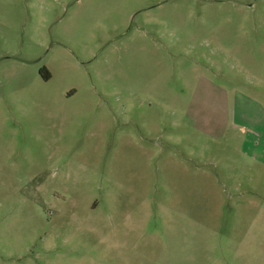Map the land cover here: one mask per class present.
Here are the masks:
<instances>
[{"label": "rangeland", "instance_id": "obj_1", "mask_svg": "<svg viewBox=\"0 0 264 264\" xmlns=\"http://www.w3.org/2000/svg\"><path fill=\"white\" fill-rule=\"evenodd\" d=\"M231 58L264 0H0V264H264Z\"/></svg>", "mask_w": 264, "mask_h": 264}, {"label": "crops", "instance_id": "obj_2", "mask_svg": "<svg viewBox=\"0 0 264 264\" xmlns=\"http://www.w3.org/2000/svg\"><path fill=\"white\" fill-rule=\"evenodd\" d=\"M246 7L250 8L251 6L246 5ZM229 66L232 79H228V81H231V87H227L229 86L226 84L228 81H222L226 79L227 75L223 74L221 68L219 72L210 71L212 76H219V87H215L209 80L206 81L216 91H223L224 93L229 91L232 95L234 94L237 99L235 111H233V118L236 119L234 125L247 126L251 142L249 158L252 161L259 162L264 167V73L257 74L253 70L240 68L239 63L233 58H231ZM237 78H240L241 82L246 85L250 94L242 93L239 87L235 85L234 82L238 80ZM240 129L242 131L243 127L241 126ZM261 141L263 142L262 145ZM245 262L248 263V261Z\"/></svg>", "mask_w": 264, "mask_h": 264}, {"label": "trees", "instance_id": "obj_3", "mask_svg": "<svg viewBox=\"0 0 264 264\" xmlns=\"http://www.w3.org/2000/svg\"><path fill=\"white\" fill-rule=\"evenodd\" d=\"M40 74L42 75L44 80H49L50 79V74L45 68H43L41 70Z\"/></svg>", "mask_w": 264, "mask_h": 264}]
</instances>
